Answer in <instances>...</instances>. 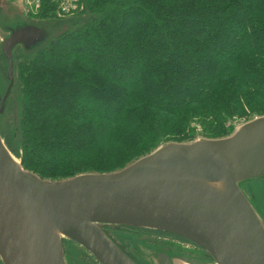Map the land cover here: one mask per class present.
I'll return each mask as SVG.
<instances>
[{
    "label": "trees",
    "instance_id": "trees-1",
    "mask_svg": "<svg viewBox=\"0 0 264 264\" xmlns=\"http://www.w3.org/2000/svg\"><path fill=\"white\" fill-rule=\"evenodd\" d=\"M39 2L63 32L19 51V132L1 135L42 179L121 169L191 141L195 121L212 139L264 115V0H76L64 19Z\"/></svg>",
    "mask_w": 264,
    "mask_h": 264
},
{
    "label": "water",
    "instance_id": "water-1",
    "mask_svg": "<svg viewBox=\"0 0 264 264\" xmlns=\"http://www.w3.org/2000/svg\"><path fill=\"white\" fill-rule=\"evenodd\" d=\"M54 27L26 20L7 26L1 47L9 85L0 114L15 85L16 51L40 50L63 32ZM261 179L264 116L228 138L169 142L118 172L62 181L25 170L0 133V258L3 264H67L62 241L70 239L104 264H131L100 230L105 223L184 237L215 264H264L263 212L244 189Z\"/></svg>",
    "mask_w": 264,
    "mask_h": 264
},
{
    "label": "flooded vegetation",
    "instance_id": "flooded-vegetation-1",
    "mask_svg": "<svg viewBox=\"0 0 264 264\" xmlns=\"http://www.w3.org/2000/svg\"><path fill=\"white\" fill-rule=\"evenodd\" d=\"M5 73L8 74V68ZM99 228L131 264H162L160 258H165L168 264H188V260L215 264L204 248L175 234L105 223L100 224ZM62 246L67 264H104L90 250L70 239L63 240ZM0 264H3L1 259Z\"/></svg>",
    "mask_w": 264,
    "mask_h": 264
},
{
    "label": "rangeland",
    "instance_id": "rangeland-1",
    "mask_svg": "<svg viewBox=\"0 0 264 264\" xmlns=\"http://www.w3.org/2000/svg\"><path fill=\"white\" fill-rule=\"evenodd\" d=\"M41 3H35L32 2L31 0H0V101L3 98L7 87L9 85V81L7 80V75H6V69L8 68V63L6 62L3 52H2V41L5 40L9 36V30L7 29V26H15L17 23H22L23 20H26L27 22H32V23H39V24H51L53 23L54 19H39L38 15L40 12L41 8ZM58 4V2H57ZM66 6L68 7L69 10L67 12H63L60 7L58 6L55 11H53L50 15L56 16L58 19L59 18H67L69 16H73L72 12H76L78 10V6L76 4V0H66ZM53 35H57L59 32H55L53 29H51ZM19 51L23 53L22 49H18L15 53V65H14V78H15V85L13 87V90L11 92V95L9 99L7 100L5 104V109L2 114H0V133L2 134L4 131H11V137H15V132L18 133L19 131L17 130L18 122H19V104L15 102L16 97H18V89L16 87V61H18L17 64H19L20 59L19 57L21 56L19 54ZM21 64V63H20ZM264 116V115H262ZM258 117V116H257ZM257 117H247V118H236L234 121L229 122L227 124L228 129H233L231 134L228 136L220 137V138H212V139H224L230 137L237 128L240 126L246 124L247 122L257 118ZM260 117V116H259ZM232 127V128H231ZM191 129L193 130L191 134V141L188 142H182V143H190L196 140H201V139H210L204 136V128L201 127L199 123L196 121L192 123ZM5 142V140H4ZM6 144V142H5ZM7 146V144H6ZM8 148V146H7ZM9 149V148H8ZM11 151V150H10ZM12 154L18 158V160L21 161V164L23 166V161H22V152L19 151L18 156H16L13 152ZM149 155V154H148ZM147 156V155H145ZM143 156V157H145ZM142 157V158H143ZM125 159V158H123ZM122 159V160H123ZM127 159V158H126ZM141 159V158H139ZM136 159L135 161L139 160ZM135 161L130 162L129 164L125 165L121 169H117L116 167H119V165H115L113 161L110 163V169L113 170L112 172L108 173H114L118 172L127 166L131 165ZM113 165V166H112ZM24 168V167H23ZM25 169V168H24ZM81 174H86V173H81ZM37 175V174H36ZM80 175V174H78ZM41 177V176H39ZM70 179V178H69ZM52 181V180H51ZM56 181H62V180H56ZM246 188L247 193L251 196V198L254 200L256 205L261 209V211L264 214V179L261 180H255L252 182H247L244 184V189ZM73 252L74 248H72ZM1 259V258H0ZM2 262V260H1Z\"/></svg>",
    "mask_w": 264,
    "mask_h": 264
},
{
    "label": "built area",
    "instance_id": "built-area-1",
    "mask_svg": "<svg viewBox=\"0 0 264 264\" xmlns=\"http://www.w3.org/2000/svg\"><path fill=\"white\" fill-rule=\"evenodd\" d=\"M31 1L35 3H40L39 0H31ZM56 1L58 2V6L63 12H67V10H69L68 7L66 6V0H56Z\"/></svg>",
    "mask_w": 264,
    "mask_h": 264
},
{
    "label": "bare ground",
    "instance_id": "bare-ground-1",
    "mask_svg": "<svg viewBox=\"0 0 264 264\" xmlns=\"http://www.w3.org/2000/svg\"><path fill=\"white\" fill-rule=\"evenodd\" d=\"M221 184H223V183H221ZM221 184H213V185H211L213 188H217V189H221V188H223L224 186V184L223 185H221Z\"/></svg>",
    "mask_w": 264,
    "mask_h": 264
}]
</instances>
